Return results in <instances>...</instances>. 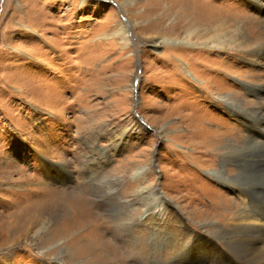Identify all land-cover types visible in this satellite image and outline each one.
<instances>
[{"label": "rangeland", "instance_id": "1", "mask_svg": "<svg viewBox=\"0 0 264 264\" xmlns=\"http://www.w3.org/2000/svg\"><path fill=\"white\" fill-rule=\"evenodd\" d=\"M257 2L0 0V264L217 263L207 230L242 207L221 177L264 180ZM221 22L243 25L237 50L154 47ZM120 24L129 47L109 36Z\"/></svg>", "mask_w": 264, "mask_h": 264}, {"label": "bare ground", "instance_id": "2", "mask_svg": "<svg viewBox=\"0 0 264 264\" xmlns=\"http://www.w3.org/2000/svg\"><path fill=\"white\" fill-rule=\"evenodd\" d=\"M126 5V3L123 4L124 8ZM256 8L259 9L260 12H264V2L262 3L259 0V2H257ZM262 18L264 19V13ZM227 26L228 23L221 22L218 26L211 29L212 34L208 36L206 35L207 37L205 38H199V27H194V29H192V31L189 33L190 40L186 41L184 38L166 40L163 38L154 41V47H159L165 43H168L171 47H185L186 45L190 44L191 46L203 51H210L212 49L237 50L233 44L238 43L245 36V30L242 28L243 25L238 23L234 25V28L228 33L223 32ZM109 36L119 37V40L124 47H129L131 45V41L128 37V31L123 24H120V29L115 34H111ZM240 37L242 38L240 39ZM248 41L249 42L242 41V43L246 46L245 49H248L249 46H251V40L249 39ZM253 45L254 40L252 37V46ZM249 51H252V56H254L256 61H258L260 56L264 54V44H258L255 48H252ZM186 71L188 74H190V76H193L189 70ZM236 151L237 150H234L231 147H224L221 149V161L218 164V168L211 171H217L216 173L214 172L213 175L211 173L213 177L217 178L218 175L225 174V171L228 169V163H226L227 159L229 158L230 154H234ZM237 155L238 153L236 156L233 155L234 160H236ZM60 166L61 167L59 168L52 167L54 169L49 170L52 180H58L59 182L61 180H66L69 177V173L65 167L62 165ZM237 166L240 171V164H237ZM51 172L53 173L51 174ZM137 174L138 179L144 176L143 171L141 170ZM230 179L231 180L225 178L224 175L221 177V180L225 181L226 183H231L229 187L241 197L242 207L232 210L230 215H227L225 220L227 221L229 227H227L225 224L224 225L226 227L217 223L211 225L207 230L209 237L205 243H208L209 246L214 248V255H210L208 259L210 260L213 258L214 261L217 262L216 264H264V214H259V211L257 212L256 209L253 208L252 204L254 200H262L261 202H264V180H259L256 182L255 180H252V178H245L243 176ZM147 188L150 190V196L152 197L151 202L154 203V206L146 207V209L148 208V211L158 209L160 217L163 216V214L165 215V212L169 208L168 200L158 194L159 190L157 188ZM140 191V193H143L144 195H149V192H147L148 190L145 188L141 187ZM137 203L140 205L138 206V204H136V208L142 209L143 206H146V201L143 197L138 198ZM129 205L131 209L133 205ZM195 238L196 237H194V239ZM195 242L196 243L193 244L194 246L197 244V241ZM190 244L191 243H189V245ZM191 247L192 246H190V248Z\"/></svg>", "mask_w": 264, "mask_h": 264}]
</instances>
